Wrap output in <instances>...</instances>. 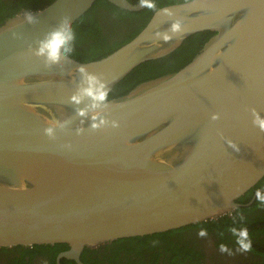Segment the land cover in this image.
Segmentation results:
<instances>
[{
    "label": "water",
    "instance_id": "obj_1",
    "mask_svg": "<svg viewBox=\"0 0 264 264\" xmlns=\"http://www.w3.org/2000/svg\"><path fill=\"white\" fill-rule=\"evenodd\" d=\"M95 1L54 0L0 25V247L66 243L78 255L117 238L217 218L264 177V132L252 113L264 117V0L168 4L106 56L69 55L46 66L34 54L38 41ZM29 14L39 22L28 23ZM177 20L182 30L173 33ZM205 31L212 36L180 69L97 108L89 97L72 101L86 86L79 66L112 90L140 64ZM95 113L109 123L93 129Z\"/></svg>",
    "mask_w": 264,
    "mask_h": 264
},
{
    "label": "flooded vegetation",
    "instance_id": "obj_2",
    "mask_svg": "<svg viewBox=\"0 0 264 264\" xmlns=\"http://www.w3.org/2000/svg\"><path fill=\"white\" fill-rule=\"evenodd\" d=\"M17 1L0 0V23L5 16V20L9 18L7 15L12 12L11 9ZM183 1L187 0H150L149 3H154L155 8L145 7L139 11L116 5L119 9L118 13L101 9L106 12V14L99 12L98 15V22L102 26L101 36H104L102 41L109 44L123 43L136 29L146 25L157 9ZM129 2L137 4L140 0H129ZM34 10L37 9H21L18 13ZM144 10L147 11L145 17H132L124 13V11L142 13ZM76 37H79V31L76 32ZM94 40L95 36H88L83 43L77 44L78 49L91 50ZM137 75L142 74L137 73L125 85L126 92L143 82L134 81ZM260 197H264V177L237 200L236 208L217 218L164 232L117 238L86 247L78 255L70 254V246L66 243L0 247V264H264V198ZM202 229L206 230L204 236L199 235ZM233 229L237 232L242 229L247 230L248 238L244 243L251 242L248 251L240 250L238 236L233 233Z\"/></svg>",
    "mask_w": 264,
    "mask_h": 264
},
{
    "label": "trees",
    "instance_id": "obj_3",
    "mask_svg": "<svg viewBox=\"0 0 264 264\" xmlns=\"http://www.w3.org/2000/svg\"><path fill=\"white\" fill-rule=\"evenodd\" d=\"M52 1L53 0H18L17 3L14 5V7H16H13L11 9L12 12L8 13L7 17L14 16L16 13L19 12V10L21 11V9L27 10L43 8ZM101 9H108L116 13H118L119 10L115 5L109 3L106 0H96V2L92 5L89 11L85 13V15H83L75 23H73L75 32L79 31V37H76V40L74 42V52L71 55L76 58H79V60L81 61L94 60L106 56L107 54L111 53L116 48H118L120 45L126 43L131 38H133L145 25L144 24L139 29H136L132 34H130L125 42L109 44L105 41H102V37L104 38V36H101L102 26L98 22V15L99 12H104L105 14L106 12ZM124 13L128 14L129 16L131 15L132 17H135L144 16L147 11L144 10L142 11V13H130L124 11ZM5 18H2L1 23L3 22V20L5 21ZM111 30L113 29H110V31ZM212 34L213 33L209 31L196 33L185 39L184 43L169 55L160 59L150 60L140 64L127 77H125L123 80H121L118 84L115 85V87L111 90L109 94V98L117 97L127 93L125 90V85L132 78H134L137 73L142 75H137L134 81L141 82L147 79L154 78L161 74L180 69L181 67L186 65L195 56V54L200 51L203 44L210 38V36H212ZM88 36H95L94 44H91V50L81 51L80 49H78L77 44L83 43V41L86 40ZM196 45L197 47L195 48Z\"/></svg>",
    "mask_w": 264,
    "mask_h": 264
},
{
    "label": "clouds",
    "instance_id": "obj_4",
    "mask_svg": "<svg viewBox=\"0 0 264 264\" xmlns=\"http://www.w3.org/2000/svg\"><path fill=\"white\" fill-rule=\"evenodd\" d=\"M141 7L155 8L154 3H149V0H140ZM171 14V13H169ZM27 21L30 24L38 23V17L33 14H29ZM182 30V21L177 20L170 25V31L173 33L180 32ZM159 35V33H157ZM76 40V32L72 24L71 16H63L59 23L49 32H47L42 40L38 41V49L35 50L34 54L37 57L44 58L45 65L52 67L53 65H60L62 57L67 59V57L74 52V42ZM165 42L171 40V36H164ZM84 77L85 87H82L79 91V94L71 97L72 101L79 104L82 102L84 97H89L94 102L92 104L93 108H97L100 104H107L109 99V94L111 92V87L105 83L101 78L94 74L90 73L84 65H81L77 69ZM254 116L253 124L257 126L260 131L264 132V117L256 109H252ZM81 116L86 115L85 110H81ZM93 121L98 120V123H93V129H99L102 125H106L109 121L106 118H103L100 113H95L92 117ZM213 120H219L220 114L216 113L212 116ZM112 127H119L117 121H112ZM83 124V122H82ZM83 127H81V131ZM46 133L51 136L52 128L49 127L46 130ZM259 197V193H258ZM264 198V197H260ZM206 230H201L199 235L204 236ZM233 233L238 236V243L240 244L241 251H248L251 247V242L244 243L248 238V232L246 229H242L237 232L233 229ZM223 251V248H221Z\"/></svg>",
    "mask_w": 264,
    "mask_h": 264
}]
</instances>
